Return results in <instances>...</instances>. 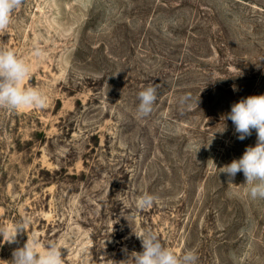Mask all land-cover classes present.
<instances>
[{"label":"rangeland","instance_id":"rangeland-1","mask_svg":"<svg viewBox=\"0 0 264 264\" xmlns=\"http://www.w3.org/2000/svg\"><path fill=\"white\" fill-rule=\"evenodd\" d=\"M0 48L47 97L0 108V230L25 231L0 264L33 236L64 264H134L147 232L197 264H264V199L220 169L256 144L223 117L264 95V0H23Z\"/></svg>","mask_w":264,"mask_h":264},{"label":"clouds","instance_id":"clouds-1","mask_svg":"<svg viewBox=\"0 0 264 264\" xmlns=\"http://www.w3.org/2000/svg\"><path fill=\"white\" fill-rule=\"evenodd\" d=\"M22 3L23 0H0V34L7 33L12 13L21 7ZM35 55L40 56L41 52L37 49ZM30 71V65L24 59L18 58L14 51L0 48V108L18 111L26 108L43 109L46 106L47 97L41 90L24 86ZM158 88L159 85L151 84L139 92L138 113L141 116H148L153 111ZM191 99L190 93L185 94L180 98V103L191 106L189 103ZM196 103L198 104V101ZM223 118L232 121L239 140L250 137L253 130L257 139L254 147H246L241 158L234 159L220 169L226 174L228 184L232 185L236 174L243 172L246 178L245 184L249 186V197L252 200L264 199V95L248 96L233 103L231 111ZM155 199L150 194H144L137 199L136 207L141 210L150 208ZM18 232H25L23 225L10 232L0 230V236L5 242L14 243ZM137 237L141 241L143 250L131 253L134 264H197L198 256L193 250L177 255L152 232ZM61 250L54 242L40 248L33 236L27 239L23 247L13 251L10 264H64ZM81 251L86 253L87 250ZM127 261H121L120 264H127Z\"/></svg>","mask_w":264,"mask_h":264}]
</instances>
